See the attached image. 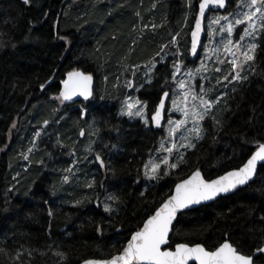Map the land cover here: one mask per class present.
I'll list each match as a JSON object with an SVG mask.
<instances>
[{
	"label": "trees",
	"instance_id": "1",
	"mask_svg": "<svg viewBox=\"0 0 264 264\" xmlns=\"http://www.w3.org/2000/svg\"><path fill=\"white\" fill-rule=\"evenodd\" d=\"M197 3L0 2V264H77L111 257L176 182L196 169L210 179L238 168L264 143L263 38L252 61L254 73L215 93L224 92L222 100L175 168L157 179L143 175L162 128L119 115L125 88L114 87L116 75L153 59L172 35L184 52ZM143 23L149 26L142 28ZM171 48L151 81L137 91L149 113L169 90L170 60L178 53L177 46ZM74 69L95 77L99 99L85 112L81 102L59 104L53 98ZM89 136L91 152L85 154ZM75 157L85 178L62 184V171ZM101 200L114 209L106 210ZM223 241L244 255L264 244V163L245 187L179 213L168 247L188 243L213 250ZM254 263L264 264V255L255 256Z\"/></svg>",
	"mask_w": 264,
	"mask_h": 264
},
{
	"label": "rangeland",
	"instance_id": "2",
	"mask_svg": "<svg viewBox=\"0 0 264 264\" xmlns=\"http://www.w3.org/2000/svg\"><path fill=\"white\" fill-rule=\"evenodd\" d=\"M199 0H197L198 2ZM197 10V8H196ZM196 11L194 13V16ZM149 24L143 23L142 28ZM151 25L150 27H153ZM191 29V28H190ZM190 30L188 32L189 37ZM264 38V0H235L231 10L212 11L205 22V35L200 54L195 61H189V40L183 52L177 37L161 44L160 51L153 59L139 63L132 68L125 67L116 75L114 87H124L125 95L118 101V113L128 120L140 119L147 127L151 126L147 111V101L137 98V91L151 81L154 68L172 54L177 46L178 53L171 58L170 95L166 106V119L162 126V136L156 152L143 167L147 180L157 179L175 168L176 161L186 149L191 148L202 135L204 118L220 103L226 89L235 82H240L254 73L252 61L254 54ZM172 45V46H171ZM170 46V48H168ZM59 103H65L59 94L53 96ZM96 92L92 97L76 103L85 104L98 101ZM155 106H153L152 112ZM41 129L36 131L39 134ZM91 136L87 139L83 153L91 152ZM33 150V143L28 152ZM27 152V153H28ZM24 153V160L28 154ZM174 159V160H173ZM92 161V159H91ZM81 162L75 157L61 174L62 184L85 178L81 172ZM103 207L114 209L108 201L101 200Z\"/></svg>",
	"mask_w": 264,
	"mask_h": 264
},
{
	"label": "water",
	"instance_id": "3",
	"mask_svg": "<svg viewBox=\"0 0 264 264\" xmlns=\"http://www.w3.org/2000/svg\"><path fill=\"white\" fill-rule=\"evenodd\" d=\"M231 1L234 0L198 1L189 33V61H195L200 54L208 15L212 11H225ZM94 89V75L74 69L60 81L59 95L65 103L74 104L92 97ZM169 95V90L161 93L150 115L151 127L155 130L165 123ZM263 163L264 143L258 145L238 168L213 178L207 179L199 169L192 171L175 183L171 193L145 218L140 228L130 234L118 253L108 258H87L77 264H255L254 257L264 255V244L252 255L238 252L229 241H223L213 250L201 244L177 243L173 247L168 244L179 213L212 203L245 187L255 179Z\"/></svg>",
	"mask_w": 264,
	"mask_h": 264
},
{
	"label": "bare ground",
	"instance_id": "4",
	"mask_svg": "<svg viewBox=\"0 0 264 264\" xmlns=\"http://www.w3.org/2000/svg\"><path fill=\"white\" fill-rule=\"evenodd\" d=\"M102 88V87H101ZM51 120V119H50ZM52 120H53V118H52ZM60 140V139H59ZM51 141V140H50ZM62 144V143H61Z\"/></svg>",
	"mask_w": 264,
	"mask_h": 264
},
{
	"label": "flooded vegetation",
	"instance_id": "5",
	"mask_svg": "<svg viewBox=\"0 0 264 264\" xmlns=\"http://www.w3.org/2000/svg\"><path fill=\"white\" fill-rule=\"evenodd\" d=\"M253 262H254V260H253ZM256 264V263H255Z\"/></svg>",
	"mask_w": 264,
	"mask_h": 264
}]
</instances>
